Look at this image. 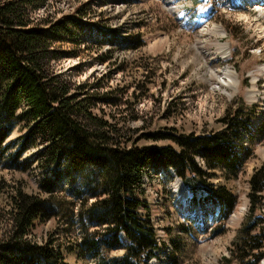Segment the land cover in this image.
Returning <instances> with one entry per match:
<instances>
[{"label": "rangeland", "instance_id": "obj_1", "mask_svg": "<svg viewBox=\"0 0 264 264\" xmlns=\"http://www.w3.org/2000/svg\"><path fill=\"white\" fill-rule=\"evenodd\" d=\"M34 2L42 7L30 13L32 19L58 20L81 8L84 20L96 24V27L76 31L80 44L64 46L69 54L57 69L77 85L86 84L97 113L103 110L106 117L110 116L129 131L128 146L171 144L167 140L149 139L154 133L203 135L216 132L221 127L219 120L241 106H256L258 115L254 122H264V79L254 83L264 61V53L258 50L264 48V17L256 14L248 0ZM104 28L117 31L116 38L111 37L112 45L98 43L109 38L99 31L104 32ZM136 36L141 37L144 46L130 49ZM224 49L229 56L224 57ZM100 50L102 53L111 50L115 63H100ZM227 67L238 77L236 92L218 83L219 75ZM250 92L256 93L254 98L249 97ZM19 134L15 131L9 141ZM247 137L244 133L241 144L250 148ZM36 149L23 158L35 154ZM252 152L244 172L228 184L238 196L239 204L224 228L219 229L223 230L221 235L214 232L218 209L213 204H193L188 187L171 168L147 170L142 190L161 243V250L150 264H167L168 254L173 250L171 240H179L184 247L179 264H226L222 259L229 257V248L246 216L247 181L254 169L264 164V138L252 143ZM197 162L203 166L199 159ZM86 166L76 169L78 172L87 170L86 178L79 176L73 180L63 176L57 181L52 201L57 217L37 222L29 236L39 245L52 244L65 264H98V256L88 249V244L98 246V240L100 254L104 257L121 258L124 253L123 248L115 247L111 234L99 223L102 219L98 206L94 207L97 198L92 194L100 192L94 181L95 171L100 169ZM91 170L95 171L89 176ZM39 175L36 164L21 173L4 165L0 173V240L8 230L7 192L17 183L25 185L27 192H37ZM218 176L215 183L226 184ZM180 182L183 191L178 192L175 188ZM120 240L123 246L128 245L123 235Z\"/></svg>", "mask_w": 264, "mask_h": 264}, {"label": "trees", "instance_id": "obj_2", "mask_svg": "<svg viewBox=\"0 0 264 264\" xmlns=\"http://www.w3.org/2000/svg\"><path fill=\"white\" fill-rule=\"evenodd\" d=\"M34 1L0 0V173L4 165L21 173L36 164L40 171L37 192H27L25 185L17 183L6 194L10 210L8 230L0 240V264H65L52 244L39 245L29 236L37 222L57 217L52 202L57 181L63 176L86 178L87 170H76L83 165L100 169L89 173L97 172L94 181L100 188L92 194L97 198L94 207L98 206L99 223L111 234L115 247L124 249L121 258H106L100 254L99 240L98 246L88 244L98 264H150L160 249L142 190L149 168H171L188 187L193 204H213L218 209L214 232L221 235L219 229L239 204L228 184L244 172L253 156L252 143L264 138V122H254L257 107L241 106L226 114L216 132L154 133L149 139L171 144L128 146L129 131L103 110L97 113L86 84L77 85L57 69L69 54L64 46L80 44L76 31L96 24L84 20L81 8L58 20L32 19L30 13L42 7ZM99 31L109 38L98 43L110 44L111 37L117 36L116 30ZM135 41L130 49L144 46L140 36ZM101 51L98 61L113 65L111 50ZM15 131L19 136L9 141ZM244 133L250 148L241 144ZM34 148L35 154L23 158ZM218 175L226 184L215 183ZM247 183L246 216L229 257L222 259L226 264H261L264 259V164L254 169ZM121 235L128 245H122ZM171 243L168 264H179L184 247L179 240Z\"/></svg>", "mask_w": 264, "mask_h": 264}, {"label": "bare ground", "instance_id": "obj_3", "mask_svg": "<svg viewBox=\"0 0 264 264\" xmlns=\"http://www.w3.org/2000/svg\"><path fill=\"white\" fill-rule=\"evenodd\" d=\"M259 7L260 8H264V7H261L260 5H259ZM258 15V14H257ZM261 17L263 16L264 17V15L263 14H259ZM220 33H224V31L222 30V29H220ZM224 35H225V33H224ZM227 56H229V53H228V50L227 49H224V57H227ZM262 74H261V78H259L258 79V81H256V83H259L261 80H263L264 79V64H263V67H262V72H261ZM238 77H237V75H236V72L235 71H232L230 68H225L223 71H222V73L219 75V78H218V80H219V85H224L223 87H228V88H231V89H233L234 90V92H236L237 91V89L239 88L238 87V79H237ZM219 86H217V88H218ZM227 93V95L228 96H231V94L230 93H228V92H226ZM233 94V93H232ZM255 95H256V93H254V92H250V94H249V97L250 98H254L255 97ZM179 181V180H178ZM176 191H178V192H181V191H183V185H182V183L180 182V183H178L177 185H176Z\"/></svg>", "mask_w": 264, "mask_h": 264}]
</instances>
